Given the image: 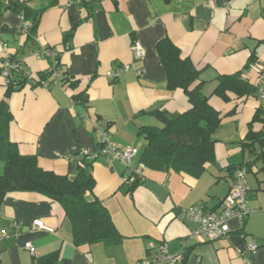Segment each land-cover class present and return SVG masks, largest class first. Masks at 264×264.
Wrapping results in <instances>:
<instances>
[{
    "label": "crops",
    "instance_id": "crops-1",
    "mask_svg": "<svg viewBox=\"0 0 264 264\" xmlns=\"http://www.w3.org/2000/svg\"><path fill=\"white\" fill-rule=\"evenodd\" d=\"M26 1L34 10H44L37 37L33 43L28 39L30 21L11 11L0 13V71L1 50L6 49L39 79L52 63L39 59L34 48H56L61 71L77 85L27 84L13 93L8 100L14 117L11 140L22 155L36 156L43 169L72 180L88 152L96 181L88 197L103 202L124 241L114 247L78 248L60 204L36 193H12L0 209L1 264H37L54 252L61 257L56 264H145L156 254L149 250L150 243L165 244L174 254L181 251L183 241L185 263L197 264L200 258V264H264V164L243 148L250 131L264 129L261 122H253L260 108L258 94L241 99L232 95L230 103L213 96L222 75L241 73L251 85H258L264 71V0ZM165 38L200 71L211 105L223 114L234 113L214 133L216 162L207 164L201 176L145 170V181L130 192L122 182L125 168L120 163L108 167L94 157L107 133L120 147L138 149L133 167L142 168L139 158L146 140L138 131L162 125L151 112L179 115L191 110L183 90L167 88L157 52ZM134 41L145 49L141 61L130 51ZM252 58L255 62L248 66ZM125 65L132 68L117 79L109 77ZM6 91L7 80L0 75V102ZM248 160L253 163L245 169L251 214L231 220V232L224 239H190L196 224L184 219L182 211L191 207L220 211L233 184L230 169ZM38 220L54 232L32 230ZM28 243L34 254L25 248ZM251 244L258 246L254 253Z\"/></svg>",
    "mask_w": 264,
    "mask_h": 264
},
{
    "label": "trees",
    "instance_id": "trees-1",
    "mask_svg": "<svg viewBox=\"0 0 264 264\" xmlns=\"http://www.w3.org/2000/svg\"><path fill=\"white\" fill-rule=\"evenodd\" d=\"M4 11H11L30 21L32 26L27 32L29 41L33 43L44 10H34L26 0L24 2L0 0V13ZM71 34L66 39L71 37ZM36 50L37 48H34V51ZM157 52L166 72L168 90H183L192 108L179 115L151 112L162 125L141 127L138 131L146 140V146L139 158L142 168H135L142 171L143 180L128 186L130 192L145 181V170L187 172L196 177L201 176L207 164L216 162L214 133L224 118L234 113L231 111L223 114L211 105V96H207L203 91L205 83L200 81V71L190 59L182 58L180 49L170 39L161 40L157 44ZM60 55L61 53H58L56 57L50 59L51 68L40 73L36 82L27 76L26 70L13 71L7 77L5 99L0 102V209L9 194L18 192L40 194L57 202L63 208L66 218L71 223L76 247L96 244H103L106 247L119 246L123 243L124 237L116 227L110 212L102 201L96 197L92 199L88 197L89 194H93L96 187L91 162L87 161L89 157H85L78 176L72 180L43 169L36 156L22 155L18 144L10 137V126L14 120L8 103L10 96L27 84L35 87L41 86V82L45 81L51 85L54 82V73L62 72ZM254 60L252 58L248 66L253 64ZM10 61L20 62L13 57H10ZM62 75L64 78L62 85H77L65 76V72H62ZM256 94L258 86L251 85L242 78L241 73H237L219 76L213 96L230 103L232 95L241 99ZM253 120L261 122L264 128L263 108H259ZM243 146L246 152L255 154L264 164V129L259 133L250 131ZM251 165L253 163L248 160L243 165L230 169L233 183L236 170H245ZM262 170L264 171V167ZM245 171L247 173L248 170ZM60 259L59 252H54L38 259L37 264H56Z\"/></svg>",
    "mask_w": 264,
    "mask_h": 264
},
{
    "label": "built area",
    "instance_id": "built-area-1",
    "mask_svg": "<svg viewBox=\"0 0 264 264\" xmlns=\"http://www.w3.org/2000/svg\"><path fill=\"white\" fill-rule=\"evenodd\" d=\"M25 0H21L24 2ZM81 3L82 0H76ZM32 26L31 23L26 25L27 30ZM130 51L134 55L136 61H141L145 57V49L139 41H134L130 45ZM59 51L56 48H40L33 52L39 59L50 60L58 55ZM3 60L1 63L0 75H2L6 80L7 77L13 71L26 70L22 63H12L10 61V56L6 53V49L1 50ZM132 67L130 65H125L122 67L119 73L109 74L111 79H117L121 73L130 70ZM138 76L142 75V70H136ZM27 76L34 80L31 73L27 71ZM38 79H35L36 82ZM53 81L55 83L63 84L64 78L62 72L58 71L54 73ZM41 86L49 87V82H41ZM258 98L260 101V107L264 109V71L260 75L258 83ZM84 157L91 156L88 152L83 153ZM139 155L138 149L135 147H125L121 148L116 143H114L107 133L102 134L101 148L97 156L94 158H100L104 165L112 167L114 163H120L124 168L125 172L122 177V182L124 185L132 186L137 181L143 180V173L140 169H135L133 167L134 161ZM247 173L245 170H236L234 174V183L228 193V195L223 199L220 211H209L204 207H191L189 209H184L182 211V217L184 219L192 220L196 224V229L190 236V239L199 242H214L224 239L230 232V222L235 218H245L249 216L252 209L249 206L248 193L249 190L246 186ZM32 230H42L47 232H54V230L45 225L43 221H34L32 225ZM6 236V234H5ZM186 241L181 244V251L179 253H170L168 247L165 244H155L150 243L148 248L150 251H156V254L150 261L145 264H189L185 263L184 260V250L186 246ZM25 248L34 254V248L31 243L25 245ZM258 246L256 244H251L249 250L251 252H256ZM201 263V259H197V264Z\"/></svg>",
    "mask_w": 264,
    "mask_h": 264
}]
</instances>
